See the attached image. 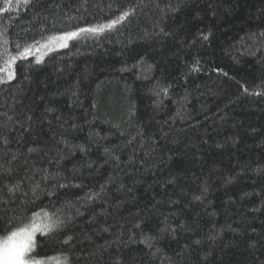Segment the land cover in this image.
<instances>
[{
    "label": "trees",
    "instance_id": "1",
    "mask_svg": "<svg viewBox=\"0 0 264 264\" xmlns=\"http://www.w3.org/2000/svg\"><path fill=\"white\" fill-rule=\"evenodd\" d=\"M0 9V67L32 49L0 83V237L47 213L42 264H264V0Z\"/></svg>",
    "mask_w": 264,
    "mask_h": 264
},
{
    "label": "snow or ice",
    "instance_id": "2",
    "mask_svg": "<svg viewBox=\"0 0 264 264\" xmlns=\"http://www.w3.org/2000/svg\"><path fill=\"white\" fill-rule=\"evenodd\" d=\"M30 0H16L17 4L29 3ZM6 3L11 6L12 0H6ZM3 11V9H0ZM125 16L127 13L124 14ZM124 17H120L123 19ZM119 20L112 21L109 25H102L92 28H81L77 31L65 32L59 35H53L48 38V43L42 47L55 46L60 48H66L68 42L80 37L83 33H96L104 30L105 27H112L118 23ZM32 49L31 47H25L24 51L19 55L8 54L7 60L4 61L3 66L0 67V83L14 78L13 65L16 60L26 58ZM39 51V49H37ZM39 62V60L37 61ZM32 151V149H30ZM61 221L58 219H52L44 214V218L40 217L39 213L33 215L32 220L29 223L22 224V226L14 227L9 231L7 236L0 237V264H42L41 261L35 260L31 257V253L35 251L36 247V234L40 233L41 239H49V233H52L54 229L61 225Z\"/></svg>",
    "mask_w": 264,
    "mask_h": 264
},
{
    "label": "rangeland",
    "instance_id": "3",
    "mask_svg": "<svg viewBox=\"0 0 264 264\" xmlns=\"http://www.w3.org/2000/svg\"><path fill=\"white\" fill-rule=\"evenodd\" d=\"M45 51H47V50H45Z\"/></svg>",
    "mask_w": 264,
    "mask_h": 264
}]
</instances>
